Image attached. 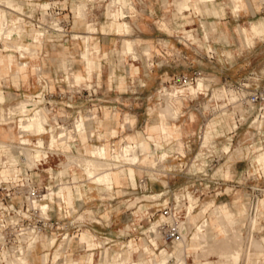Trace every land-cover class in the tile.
Segmentation results:
<instances>
[{
    "label": "clouds",
    "instance_id": "9594fccd",
    "mask_svg": "<svg viewBox=\"0 0 264 264\" xmlns=\"http://www.w3.org/2000/svg\"><path fill=\"white\" fill-rule=\"evenodd\" d=\"M0 264H264V0H0Z\"/></svg>",
    "mask_w": 264,
    "mask_h": 264
}]
</instances>
